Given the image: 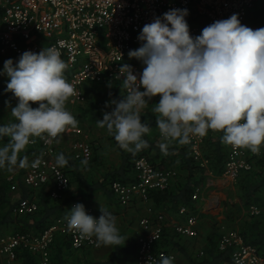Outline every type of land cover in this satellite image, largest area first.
<instances>
[{"label":"clouds","instance_id":"obj_1","mask_svg":"<svg viewBox=\"0 0 264 264\" xmlns=\"http://www.w3.org/2000/svg\"><path fill=\"white\" fill-rule=\"evenodd\" d=\"M188 15L187 9H170L143 26L138 36L142 46L128 52L129 58L142 62L143 71L136 74L129 64L119 68L116 77L131 90L110 101L107 106L114 107L97 125L121 150L135 155L150 147L145 137L151 121L141 118L152 98L159 96L151 113L160 135L157 146L164 154L173 144L187 145L194 137L215 131L222 133L223 144L259 155L264 147V28L253 30L233 14L193 37ZM68 67L54 47H43L39 53L25 51L15 62L4 61L0 76L9 78L6 90L17 104L10 107L12 119L0 124V171L24 167L27 157L21 153L36 138L58 140L67 128L78 126L67 108L77 94L66 79ZM5 138L7 143H2ZM55 163L65 167L69 161L59 153ZM99 210L96 218L82 203L73 205L65 216L68 229L82 238H94L97 247L125 245L118 217L107 207ZM174 259L160 254L149 261L174 264Z\"/></svg>","mask_w":264,"mask_h":264},{"label":"built area","instance_id":"obj_2","mask_svg":"<svg viewBox=\"0 0 264 264\" xmlns=\"http://www.w3.org/2000/svg\"><path fill=\"white\" fill-rule=\"evenodd\" d=\"M258 0H0V60L9 56L20 57L25 51L39 53L43 47H54L61 54L69 67L65 72L76 95L70 99L72 104L86 102V85L108 84L112 82L120 87L127 95L131 89H124L122 81L116 76L123 64L132 66L134 73L143 71L144 65L136 58H129L128 52L142 46L138 36L145 24L153 22L157 16H162L170 9H187L186 17L190 34L196 37L202 29L211 23L227 19L238 14L240 22L253 29L264 28V25L253 24L250 11ZM123 79V77H121ZM141 90H143L141 88ZM160 97L151 101L159 102ZM79 133L69 127L62 135L71 132ZM203 138H193L186 147L190 155L205 168L209 160L204 154L205 141ZM160 136V135H159ZM58 140H41L31 145H39V154L31 157L20 179L30 190L46 187L51 199L64 201L70 189L71 181L68 173L57 167L55 160L59 151ZM227 146L228 156L223 176L236 181L244 171L253 168L249 161L247 149ZM73 158L88 162L93 159L90 144L76 142L72 146ZM252 154V153H251ZM255 155V154H252ZM136 180L129 183L115 181L111 190L118 203L128 207L137 199L143 202L151 200L152 193L162 191L174 184L178 175L177 170L161 168L154 165L146 157L135 161ZM202 188L198 189L194 199H199ZM39 205L36 201L24 199L15 207L17 215H30L37 212ZM86 212L99 218L101 212L88 208ZM153 212L149 208V213ZM262 208L250 206V213L258 216ZM179 215L184 219L173 224V231L182 238H198L197 225L200 216L190 213L183 207ZM141 236L137 241L135 264H152L151 258L160 254L174 257L173 252L158 250L157 244L168 229L166 217L162 214L154 220L143 217L139 221ZM68 237L75 249H98L93 239L82 238L76 230L67 227L65 216L56 220L39 235L10 234L0 238V255L8 261L17 258L20 248L26 249L40 257L39 264H50V249L55 237ZM220 250L232 248L230 258L223 264H264V256L260 255L253 246L246 245L237 232H225L219 241ZM203 252L197 254L202 257Z\"/></svg>","mask_w":264,"mask_h":264},{"label":"trees","instance_id":"obj_3","mask_svg":"<svg viewBox=\"0 0 264 264\" xmlns=\"http://www.w3.org/2000/svg\"><path fill=\"white\" fill-rule=\"evenodd\" d=\"M10 58L13 59L14 62L19 59V57L15 56L2 58L0 60V70L3 69L4 61ZM8 82L9 78L6 75L0 76V100H6L8 98V100L15 102L16 98L14 95L6 90ZM108 84L86 85V95L88 96L91 94L92 96L99 95V97H102L105 95V93L102 92L103 86ZM112 88H114L113 90L115 92L113 93L116 100L122 99V95H125L123 90L115 86V84H113ZM101 104L102 103L97 99L87 104L86 99V102L83 104H75V106L83 105L80 107V112L83 111L97 123V120L103 118L105 112L101 109ZM150 121L152 130L156 127L155 115H153ZM150 132L145 137L150 147L135 155L121 150L114 138L110 136L114 146L118 150L120 164L113 167L109 173L107 172L101 180H89L86 175L89 170L93 169L96 162H98L97 157H94L87 165H83L82 161L74 159L67 152H59L63 153L66 158H68V165L62 168L68 173L71 184L77 183L78 187L82 190L80 196L78 195L79 198H90L96 191L102 192L108 196H114L111 190L112 183L115 181L122 183L135 181V161L139 157H146L154 165L166 167L168 169H177L180 172L178 180L169 188L152 193V202L154 204H169L170 209L175 213H179L181 208L186 207L189 209L190 213L199 215V203L198 199H194V195L198 189H203L207 183L206 169L202 168L194 160L190 155L189 148L185 145L173 144L169 148L168 153L164 154L157 146L160 138H153ZM221 135L222 133L220 132L210 131L204 146V154L209 160L212 173L216 176H221L223 174L228 156L227 146L221 142ZM2 143H7V138H5ZM40 151V146H29L26 147L25 152L21 153V156L27 157V163L31 157L39 154ZM248 152L249 161L252 162L253 168L250 171L242 172L237 179L236 186L238 188L240 204L227 203L225 205L224 214L227 222L231 224L233 228L239 230L245 244L255 247L258 253L264 256V147H262L259 155H252L249 150ZM26 163L25 166L21 168V172L19 173L20 176L25 170ZM183 173H185V176L183 180H181ZM175 185H178V190L176 189V191L173 190ZM9 190V184L6 179L3 178L0 183V210H2L0 225L14 223V233L39 235L43 233L56 218L62 217L67 211L65 208V200L55 201L51 199L48 189L43 187L38 190H23L24 198H30L38 203V211L30 215L14 216L15 214L13 212L16 201L10 199ZM252 205H258L262 208L260 215L251 216L246 213L247 209ZM85 209L87 210L88 208L85 207ZM168 230L169 228L166 229L162 240L158 242L157 249L177 252L176 248L179 247V250L185 255L189 264H223L232 254V248L226 250L219 249V237L217 233L210 236L202 257H198V252L195 251L188 254L178 242L181 240L179 236L175 234L174 231L173 234L169 233ZM137 248V242L135 244L132 243L129 248V253L134 260L137 255ZM95 250L96 249L87 248L75 249L68 237L57 235L50 249V264H120V254L125 249L121 246H117L115 255L111 259L104 261L93 260L91 254L95 252ZM16 259L19 264H39L40 257L26 249L20 248L17 251ZM133 259H126L124 263L133 264Z\"/></svg>","mask_w":264,"mask_h":264},{"label":"crops","instance_id":"obj_4","mask_svg":"<svg viewBox=\"0 0 264 264\" xmlns=\"http://www.w3.org/2000/svg\"><path fill=\"white\" fill-rule=\"evenodd\" d=\"M262 7L264 9V2L262 4ZM257 25H261V24H257ZM85 91H86V87H85ZM16 100L17 99H15V101ZM8 101L13 103V105L17 104V102H14L12 100H8ZM0 103H2V104L6 103V100H1ZM69 103L71 104V106H75V104H72L71 101ZM150 103L151 104L148 105V109L146 111L144 118H142L143 122L146 120H151V118L154 115L153 113H151V108H153L155 106L154 105L155 101H150ZM73 115L76 117L75 114H73ZM4 116H5V112L1 108L0 109V124L8 123V122H6L7 120H5ZM2 119H3V121H1ZM76 119H77V117H76ZM88 120L92 122V125L97 124L90 117H88ZM73 130H78L79 133H76L73 131L67 135H62L63 137H68V138H80V141H74L72 143L71 150H72L73 144L76 142H85V143L90 144L88 141L81 140V139H85L84 138L85 136H87V139H88L89 135H88V133H86L83 130V128L81 127L80 124H78V126L76 128H73ZM150 135L155 139H159L160 136H159L158 128H156V127L153 128L150 132ZM38 142H39V138H36L35 143H38ZM29 146L33 147L35 145L32 146L30 144L27 147H29ZM36 146H39V145H36ZM71 150L68 154L73 157ZM59 152H60V150L58 151V154H59ZM118 157H119V161L115 166H118L120 164V156L118 155ZM209 164L210 163H208L207 166L204 168V169H206L207 183H206L205 187L202 189V193L200 194L199 199H198L200 221L197 225V230L199 232V236L196 239L179 237L181 240L178 241L181 244V247L184 248V250L188 254H191L194 251L198 252V253L199 252L204 253V249H206V247L208 245V241L210 239V236L213 235L214 233H217V236L219 237V241H220L222 234H224L225 232H230V231L233 232L234 231V232L239 233V230H236L235 228H233V226H232L233 230L223 231V232L220 231V229L223 225H227L228 227H231L230 224L226 220L225 214L223 213V211H224L223 207H225V205L227 203H230V204H238L239 203L240 204L239 198L238 199H236V198L232 199V195H233L232 191H235L236 181L230 180L229 178L223 176V174L221 176L214 175L210 169ZM161 168H166V167H161ZM111 170L112 169H109L108 171L101 172L99 174L100 175L99 178H97L96 180H101L104 177V175L107 172L109 173ZM184 176H185V173H183L181 180H183ZM20 177H21L20 174H19V178H16V175L5 177L7 183L9 184V188H10L9 197H10V199H13L16 201L14 208L19 204V202L21 200L30 199V198H24L23 197V190L24 189L28 190L29 188H26L23 185ZM90 179L91 178H89V180ZM180 183H182V182H180ZM177 187H178V185H175L173 190H175V191H176V189L178 190ZM72 188L74 190H78V192L75 194V196H78V195L80 196V193L82 192V190L78 187V184L73 183ZM66 195L64 198L65 208L67 210L64 214L65 216H66L68 210L71 209V207L73 205H75L77 203H82L85 207L94 208L99 212H100L99 209L101 206L107 207L109 211H111L114 215H116L118 217V227L120 228L121 235H123L125 237V239H127L125 245L121 246L125 250L123 252H121V254H120V258H121L119 260L120 264H125L124 262H126V259H128V260L133 259L132 255L129 253L130 252L129 248L131 247V244L132 243L135 244L138 241V238L141 236V229L139 226V221L141 218L152 216V218L154 220H156L158 215H160V214L164 215L166 217V223L169 227L168 232L171 234H173V229H172L173 224L176 222H181L184 219L182 216L179 215V213L173 212L170 209L169 204H154L152 202V200L145 203V202L137 199L136 202H133V204H131L130 206L123 207L118 203L115 196H108V195H105L99 191H96L92 197L83 198V199H80L79 196L74 198L75 196L72 195V192L69 193V195H67V196ZM232 201H234V202H232ZM149 208H151L153 210V212L149 213ZM1 212H2V210H0V221H1ZM16 215L17 214H15L14 216H16ZM14 227H15L14 223H11L8 225H6V224L0 225V238H2L3 236H6V235H10V234H18V233H14V231H15ZM131 240H133V241H131ZM179 249L180 248L177 247L176 248L177 252L172 251L176 255V262L174 264H177V261H178V264H189L185 255ZM96 253H97V257L95 259H93L94 261L109 260L115 255L116 247H115V249L113 248L109 252V247L101 246V248H99L96 251ZM0 264H19V263L17 262V259L11 262L9 260L7 261L6 258H4L0 255ZM133 264H135V260H134Z\"/></svg>","mask_w":264,"mask_h":264},{"label":"rangeland","instance_id":"obj_5","mask_svg":"<svg viewBox=\"0 0 264 264\" xmlns=\"http://www.w3.org/2000/svg\"><path fill=\"white\" fill-rule=\"evenodd\" d=\"M263 2H264V0H258V2L255 4V7L253 9H251V11H250V19H251V22L253 24H256V25L257 24H261V25L264 24V9L262 7ZM113 89L114 88H112V87H108V85L103 86L102 92L105 93V95L102 97H99L98 95L92 96L91 94H89L87 96V104L89 102H92V101L94 102V100L97 99L98 101H100L102 103L101 109L104 110L105 112H110L112 110V107H114V105L110 106V107L107 105L110 104L111 100H113V99L116 100L115 95L113 93L115 91ZM15 102H17V100ZM14 106H15V104L13 105V103L9 102L8 98L6 99V103H3V104L0 103V109L2 108L5 112L4 117H5V120H7L6 122H9L12 119L10 107H14ZM32 106L37 107L38 104H32ZM81 106H83V105L71 106V104L69 102L67 104L68 110L76 115V117L79 121V124L81 125L83 130L86 133H88V135H89L88 139H87V136H85L84 137L85 139H81V140L88 141L90 143L92 150H93V158L97 157L98 162H96L93 169L89 170L88 174H86V175H87V178L97 179V178H99V176H100L99 174L101 172L108 171L109 169H112V167H114L118 163L119 153H118V150L116 149V147L114 146V144L110 138V135L107 134L106 130L103 128H100L97 124L92 125V122L88 120L89 116L86 115V113H84L83 111L80 112ZM144 114H146V112ZM142 118H144V116H142ZM1 121H3V119ZM74 141H80V138H68V137L62 136L60 143H59L60 152L69 153L71 150V145ZM21 168L22 167H17L12 172L0 171V183L3 180V178H5V177L16 175V178H19V173L21 172ZM175 170H177V169H175ZM177 173H178V175H177L175 181L178 180V178L180 177L179 170H177ZM236 182H237V180H236ZM72 184L70 186L69 191L67 192V195H69V193L72 192V195L74 196L78 192V190H74L72 188ZM232 194H233L232 199H235V198L238 199L239 198V193H238V188L236 186V183H235V191H232ZM232 202H234V201H232ZM223 208H224V211H223V213H224L225 207H223ZM246 213L251 215L250 207L247 209ZM234 218L236 219L235 216H234ZM230 226L231 227H228L227 225H223L221 227L220 231L223 232V231L233 230L231 224H230ZM235 229L238 230L237 228H235ZM131 241H133V240H131ZM99 248H101V247H99ZM113 248L114 247H109V252ZM97 250L98 249H96L95 252H93L91 254V257L93 259H95L97 257V253H96ZM177 264H178V261H177Z\"/></svg>","mask_w":264,"mask_h":264}]
</instances>
